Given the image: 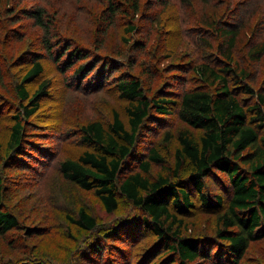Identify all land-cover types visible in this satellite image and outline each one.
<instances>
[{
    "label": "trees",
    "instance_id": "obj_1",
    "mask_svg": "<svg viewBox=\"0 0 264 264\" xmlns=\"http://www.w3.org/2000/svg\"><path fill=\"white\" fill-rule=\"evenodd\" d=\"M57 1L41 0L44 7L23 10L26 18L43 29L41 49L45 54L28 44L13 59L6 43L20 40L17 30L9 31L5 39L0 36V118L11 121L5 145L0 142V234L19 226L17 216L5 205L8 191L28 182L30 191L39 193L57 170L63 181L92 191L105 213L115 212L121 199L140 212L139 218L124 216L107 226L97 224L84 207L76 216L67 215L69 224L98 232L102 238L89 247H78L74 264H263L264 252L252 255L249 246L264 239V78L235 56L242 52L252 61L264 58V41H248L236 18L240 9L245 12L259 0L253 4L245 0L240 9L227 14L217 11L202 17L197 31L203 33L201 44L208 45L204 59L209 62H175L167 57L163 66L154 62L138 67L135 52L146 49L148 37L142 35L140 22L152 18L148 13L152 2L165 6L166 0H148L145 11L144 0H110L101 25L104 29L115 23V15H123L122 47L82 63L79 61L92 56L87 49L72 48L69 42L57 48L58 43L52 44L51 26L44 13L46 3ZM215 1L221 4L225 0ZM204 30L209 38L204 37ZM103 31L98 33L99 39ZM210 38L216 42L212 44ZM172 41L175 39L169 43ZM126 48L132 49L128 57ZM96 51L104 53L99 48ZM46 60L62 72L68 93L105 91L127 102L112 110L110 122H82L78 136L83 148L64 161L56 158L52 139L63 135L66 141L72 134L70 128L50 126L43 135L47 129L31 121L53 82L54 71L47 72ZM5 75L12 77L9 82ZM31 83L36 85L33 91L28 88ZM174 122L179 127L172 131ZM153 125L156 134L161 132L158 138L149 135L154 132ZM172 140L176 142L173 162L167 164V143ZM8 169L25 177H6ZM207 180L220 185L228 199L224 201L223 194H208ZM192 196L198 198L202 210L218 213L208 238L183 233L187 226L183 218L197 208ZM145 231L158 239L152 247H138ZM48 257L29 251L17 257L2 256L0 264H50Z\"/></svg>",
    "mask_w": 264,
    "mask_h": 264
},
{
    "label": "rangeland",
    "instance_id": "obj_2",
    "mask_svg": "<svg viewBox=\"0 0 264 264\" xmlns=\"http://www.w3.org/2000/svg\"><path fill=\"white\" fill-rule=\"evenodd\" d=\"M109 1L58 0L54 4L46 3L48 7L45 8L46 13L44 15L45 20H49L47 22L51 26L52 44L58 43L56 45L57 48L69 42L72 43V48L77 46L81 49H87L92 56L87 60L79 61V63L90 59H92L90 62H93L95 57L108 56V50H113L119 46L121 48V37L124 36L122 27L123 22H125V20L122 21L123 15L120 13L115 15L113 17L115 23H109L104 29L101 25V20ZM147 1L144 0L142 11H145ZM244 1L225 0L220 4L215 0H207V3L205 0H166L163 2L165 6L152 2L148 8V13L152 18L147 17L144 22H140L143 24L142 35H148V37L146 49L142 52H135L134 60L136 57L137 60H140L136 67L145 63L152 65L154 62L155 65L162 64L163 66L167 57H170V60L175 62L182 60L186 62L192 60L195 63L203 60L209 62V59H204L209 52V48L207 44H201L200 38L203 33L197 31L198 22L207 14L211 15L217 11L227 14L231 9L238 10L240 9L239 5ZM215 3L218 4L213 6L212 4ZM249 3L253 4V0H250ZM34 6L44 7V4H42L41 0H0V9L3 12L2 14L0 13L1 39H5L9 35V31H14V29L17 30L20 36V40L14 38L6 43V51L13 59L16 53L21 51L19 53L21 54L28 44H33L35 51L40 50V53L45 54L43 49H41L43 29L34 25L33 20L26 18L23 12L24 9L28 10ZM236 18L239 21L240 28H242L241 35H246L248 41L250 39L252 43L264 41V0H259L258 5L247 8L245 12L240 9L236 13ZM138 19L140 20V17ZM100 31H103V34L99 39L98 33ZM203 32H205L204 37L207 36L209 38L206 30ZM191 34L193 35L190 36ZM137 36L140 35L135 37ZM172 39H175V41L169 43ZM213 39H209L212 44L216 42ZM98 41L100 44H98ZM165 45H168L167 48ZM98 48L104 53L97 52L96 49ZM131 50V48H126L125 57L131 54ZM247 55L244 58L242 52H235V56L241 60L243 66H247L256 75L261 73L260 77L264 78V58L260 62L252 61ZM46 62L47 60L45 63L43 61V64L46 65L47 72L54 71L53 82L49 88L48 96L42 100L36 115L31 121L36 127L47 129L42 131L43 135L48 130H51L50 126L52 128L56 127V125L63 129L70 128L69 131L72 134L67 137L66 141L63 135L62 137L55 136L52 139L55 143L54 152L56 158L64 161L66 158L76 157L83 148L78 136V128L82 122L93 119L110 122L112 110L123 108L127 102L118 98L117 95L105 91H97L85 95L68 93L64 86L65 77L60 74L62 72L57 71L52 62ZM14 66L17 70L15 74L18 75L20 66H17V63ZM74 70H69V73ZM5 77L6 81L9 82L11 76L5 75ZM32 84L34 83L29 84L28 88L33 91L36 85ZM111 84L105 85L104 88L111 87ZM161 86L163 84L160 83ZM157 87H159V83L156 84ZM120 112L122 117L125 118L124 111L121 110ZM172 117L176 119L174 115ZM3 119H6L5 122ZM3 119L0 118V142L5 145L11 121L8 122L7 118ZM178 125L174 122L172 127H176L172 131L177 130ZM164 126L167 125L165 124ZM151 129L154 132L149 135L155 134L154 137L158 138L161 132L156 134L158 130L154 125ZM30 131L38 133L37 129L34 128L33 130L30 128ZM175 143L174 140L167 143L169 145L167 146L168 156L165 160L167 164H172L173 162L172 153ZM65 146L66 148H64ZM61 149L62 153H60ZM153 169L156 170L158 168L153 166ZM5 176L9 178L15 176L16 179L21 180L25 177V174L20 175L18 170L8 169L5 171ZM28 180L29 178L27 177ZM27 183L21 184L22 187L18 188V190H9L6 195L5 205L11 213L17 216L19 226L6 232L5 235L0 234V257H17L23 252L28 253L30 251L43 257H51L47 259L50 264H74L73 260L77 255L76 250L78 247L93 245L99 236L97 235L98 232L84 231L75 227V225L69 224L67 215L76 216L78 209L84 207L96 218L97 224H102L103 226L118 221L124 216L139 218L138 214L140 212L132 209L123 199L120 200L119 208L115 212L111 214L105 213L106 211H104L92 191H83L73 183L63 181L57 170L52 173L39 193L33 194L30 188L27 187ZM207 184L210 185L207 187L208 189L206 188L208 194L219 193L224 195V201L228 199V193L225 192L224 194V189L220 185H214L212 180H207ZM192 199H195L194 202L197 204V208L196 211L183 218L187 224L185 229L183 228V233L196 235L200 238H208L214 231L215 218L218 213L214 212L215 210H202L198 198L192 196ZM43 201L45 206L42 204ZM144 233L142 234L144 237L138 247H152L158 242L153 233L147 231ZM100 240L102 238H99L97 242ZM21 247L25 248L20 251ZM249 247L252 255L258 253L261 256L264 252V239L252 242ZM244 264H247V261Z\"/></svg>",
    "mask_w": 264,
    "mask_h": 264
},
{
    "label": "bare ground",
    "instance_id": "obj_3",
    "mask_svg": "<svg viewBox=\"0 0 264 264\" xmlns=\"http://www.w3.org/2000/svg\"><path fill=\"white\" fill-rule=\"evenodd\" d=\"M11 42V41H10ZM9 42V43H10ZM212 46V45H211ZM157 118V117H156ZM158 120V119H157ZM2 144V143H1ZM224 181V180H223ZM225 182V181H224ZM210 189V188H209ZM212 194V193H211ZM199 204V203H198ZM197 205V204H196ZM215 209V208H214ZM262 220H264L263 218H261ZM262 222V221H261ZM263 224V223H262ZM264 225V224H263ZM264 228V227H263Z\"/></svg>",
    "mask_w": 264,
    "mask_h": 264
}]
</instances>
